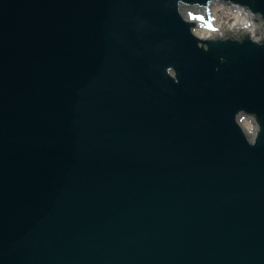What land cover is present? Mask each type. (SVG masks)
Listing matches in <instances>:
<instances>
[{
    "label": "water",
    "instance_id": "1",
    "mask_svg": "<svg viewBox=\"0 0 264 264\" xmlns=\"http://www.w3.org/2000/svg\"><path fill=\"white\" fill-rule=\"evenodd\" d=\"M219 1L264 19L0 0V264H264V36H196Z\"/></svg>",
    "mask_w": 264,
    "mask_h": 264
},
{
    "label": "bare ground",
    "instance_id": "2",
    "mask_svg": "<svg viewBox=\"0 0 264 264\" xmlns=\"http://www.w3.org/2000/svg\"><path fill=\"white\" fill-rule=\"evenodd\" d=\"M211 8H212L211 11L213 12L211 13L212 19L216 21L215 23H213L214 29L219 31L224 25H226L229 28H239V29L244 28L251 32L254 31L253 27L256 26L255 20L253 18H248V17L244 18L243 16L244 12L240 13V10L238 9L231 11L230 9L225 8L221 3H218L216 5L214 4L213 6H211ZM187 13L192 17V19H197L192 13H190V10ZM221 13L231 14L233 18L236 19L235 22L233 24L227 25L228 23L223 19ZM246 14L248 15V13H245V15ZM198 19H200V25L199 27H197V29H195L196 33H198L202 38H209L213 36L214 33L208 30L209 25L207 27L205 20H203V18L202 19L198 18Z\"/></svg>",
    "mask_w": 264,
    "mask_h": 264
},
{
    "label": "rangeland",
    "instance_id": "3",
    "mask_svg": "<svg viewBox=\"0 0 264 264\" xmlns=\"http://www.w3.org/2000/svg\"><path fill=\"white\" fill-rule=\"evenodd\" d=\"M209 15V18H211L210 14ZM221 16L226 19L229 23H234L235 22V18H233V16L231 14H228V13H221ZM204 19H207V16L204 18ZM207 22H209V19L207 20Z\"/></svg>",
    "mask_w": 264,
    "mask_h": 264
}]
</instances>
